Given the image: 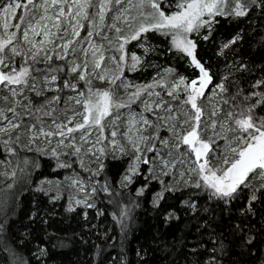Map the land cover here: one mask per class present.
<instances>
[{
    "label": "snow or ice",
    "instance_id": "1",
    "mask_svg": "<svg viewBox=\"0 0 264 264\" xmlns=\"http://www.w3.org/2000/svg\"><path fill=\"white\" fill-rule=\"evenodd\" d=\"M164 3L165 0H0V91L8 93L0 96V102L10 103L6 108L0 106V154L17 156L21 134H26L27 151L53 158L61 169H72L78 163L89 174V181L95 177L104 179L101 174L110 153L112 159L117 154L126 156L120 186L129 187L140 178L143 183L136 194L143 196L155 180L163 185L154 193L156 207L166 192L175 190L160 176L173 178L178 165L184 167L180 178L183 180L186 173L189 176L185 184H190L195 175L197 179L190 186L207 189L209 199L226 204L251 187L254 178L264 180V78L251 86L259 91L247 95L237 92L232 97L236 110L219 119V107L206 111L201 105L208 99L206 90L213 77L198 58V41L193 38L204 29L200 39L209 40L220 18L239 20L257 11L264 15V0H174L163 7ZM148 32L170 38L169 51L186 58L196 70L192 78L169 67L163 72L157 70L149 83L134 85L126 80V70L138 71L142 65V57L130 54L127 46L136 41L143 47ZM242 39V34L237 33L225 40L219 54ZM109 60L114 64L112 71L106 67ZM69 73L75 75L76 82L68 78ZM94 80L107 82L109 87H95ZM129 87L135 91L126 99L118 95L119 88ZM65 89L71 93L67 103L74 107L58 112L57 107L64 103L61 95L46 93ZM213 90L228 91L223 82L215 84ZM240 95L243 103H235ZM37 97L41 100L37 101ZM137 101L143 105L140 111L132 108ZM161 126L166 127L167 138L159 134ZM220 141H226L227 146L218 153ZM161 146L168 151H159ZM213 153L224 166L213 164ZM6 160L7 156L0 164ZM29 163L37 166L34 160H24L25 166ZM0 175L14 179L17 173L13 169L10 174ZM67 178L85 190L79 173ZM98 191L112 194L105 181L76 203L94 207L88 199ZM256 200L253 192L249 211ZM186 205L196 208L194 202ZM127 215L122 211L118 217L122 229ZM174 218L178 219L169 212L165 221ZM234 230L244 236L245 244L251 245L253 237L246 235V230L250 231L247 225L236 224Z\"/></svg>",
    "mask_w": 264,
    "mask_h": 264
},
{
    "label": "trees",
    "instance_id": "2",
    "mask_svg": "<svg viewBox=\"0 0 264 264\" xmlns=\"http://www.w3.org/2000/svg\"><path fill=\"white\" fill-rule=\"evenodd\" d=\"M204 33L201 29L196 36L198 58L210 69L213 81H223L229 106L237 92L259 91L251 86L264 78V15L257 11L239 20L220 18L209 40L200 39ZM237 33L243 39L219 54L220 45ZM148 37L157 44L156 58L174 63L178 71L192 77L196 70L184 66L185 61L169 51V37ZM243 95L236 96L235 103L242 104ZM10 157L7 161L13 170ZM33 157L37 166H31L30 177L22 186L8 187L11 179L0 183V264H264L263 181H252L251 187L226 204L209 199V190L190 186L196 178L181 189L166 192L156 207L153 197L160 184L154 180L138 196L142 179L126 188L119 184L127 159H109L101 180L107 181L112 194L98 191L93 194L94 207L69 211L64 199L52 200L33 188L38 178L61 173L52 170L49 160ZM253 192L257 200L249 211ZM186 202H194L196 208H188ZM122 211L128 213L123 229L118 222ZM169 212L178 219L166 222ZM236 224L248 226L251 245L235 232Z\"/></svg>",
    "mask_w": 264,
    "mask_h": 264
},
{
    "label": "rangeland",
    "instance_id": "3",
    "mask_svg": "<svg viewBox=\"0 0 264 264\" xmlns=\"http://www.w3.org/2000/svg\"><path fill=\"white\" fill-rule=\"evenodd\" d=\"M169 3H174V0H165V3L162 6L167 7V5ZM133 14H135V12ZM10 22H14V21H10ZM81 34L83 35V32ZM148 34L160 36L162 38H168L166 36L161 35L158 32H148L146 34V38H144V40H143V44H144L143 47H140L136 41H133L131 44H129L127 46L129 53L130 54L135 53L137 56L142 57V65L140 66V70H138V71H127L126 70L125 71L126 80L128 82H131V84H134V85L135 84H141L142 85L145 83H149L152 81V78L156 74L157 70H159L160 72H163V70L165 68H169V67L174 68L175 72L180 74V75L188 77L189 79L192 78L190 75H188L184 71H178L175 68L174 63H172V64L165 63V62H162L161 60H159V58H156L155 55L158 54L156 52L157 44H156V42L152 41L148 37ZM108 35H112V33L109 32ZM196 36H197V34H193L194 39H196ZM37 39H39V38H37ZM169 43H170V38H169ZM17 44H18V46H21L19 41L17 42ZM23 47L26 48L27 46L23 45ZM145 49H147V51H145ZM172 52H174V50H172ZM175 55L177 57H179L180 60L185 61L184 66H188L190 69L193 68L192 66H190V64L188 63V60L186 58H180V56L178 54H175ZM58 63H63V62L60 61ZM149 65H152V66H149ZM153 66H155V67H153ZM106 67L108 68L109 71H112L114 69V64L109 60L106 62ZM223 70L226 71V68H224ZM145 71H148V73L145 74ZM138 72L140 73V76L145 74L143 76V78H140L139 76H135L134 78L132 77V74H135ZM68 78L71 79L73 82H76L75 75L69 73ZM221 82H223L221 79L218 80L217 82L212 81V84H210V87L206 91V96L208 97V99L202 100L201 105L205 108L206 111H210L213 108V106L219 107L221 109V112L219 114V119L223 120L229 111H234L233 110L234 107L233 106L230 107L229 103H224V100H228L226 98V96L224 95V93H218V90H213L214 85L217 83H221ZM93 84L95 87H98V88L109 87L107 82H102L100 80H94ZM156 90L159 91L160 89H156ZM133 91H135V88H133V87H129L126 90L124 88H119L117 90L118 95L122 98H125V99L127 98V94L131 93ZM57 94L61 95V97L64 101L63 104H61L60 106L57 107L58 112L62 111L64 108L74 107V105H69L67 103V97H68V95L71 94L68 89H65L61 93H56V92H47L46 93V95H48V96H54ZM3 95H8V93L6 91H0V96H3ZM35 99L37 101L41 100V98H38V97ZM152 99H155V97H152ZM174 103L178 104L179 102H174ZM0 106H3L6 108V107L10 106V103L4 104L3 102H0ZM132 108L136 111H140L143 109V105H140L139 101H137L136 104L132 105ZM18 110H21V109H18ZM123 111L127 112L128 109H124ZM152 131H153L152 129L148 130V132H152ZM158 131H159V134L163 137L167 138L169 136V133L167 132L165 126H161V128L158 129ZM205 139H207V135L205 136ZM26 145H27V135L21 134L20 148L18 149V152H22L23 154L18 153L17 156H11L10 157L13 168L16 170V173H17L16 177L14 179H11V185L13 188L22 186L25 182L28 181V179L30 177L29 175H30L32 164L29 163L27 166H25L24 160L27 159V160L36 161V158H34L33 156H38L35 153V150H33L32 152L27 151ZM226 146H227L226 141H220L219 142V148L217 149V152L219 153V152L224 151ZM41 147H46V145L41 144ZM158 150L162 151V152L168 151V149L163 148L162 146L160 148H158ZM28 153H30L31 155H25ZM5 156H8V155L6 153L0 154V160H5ZM38 157L45 158V159L49 160V162L52 164V170H59V171H61V173L59 175H55V176H44V177L38 178L36 180L33 188L36 190H39L41 192H44L52 200L64 199L67 203L68 208H72V209H76L77 207L87 208L84 205L77 204L76 201L84 199L87 194L91 193L92 187H96L99 189L104 184V182L99 177H95L91 181H89V174L86 172H83L79 168L78 163L73 164L72 169H61V168L56 167V162L53 158H51L49 156H42V155L38 156ZM117 158H126L127 159L126 156H120L119 154H117ZM62 159H64V158L62 157ZM68 159L71 160V158H68ZM109 159H112L111 153L109 154V158L105 160V163ZM211 159H212V162L214 165L224 166V165H221L220 161L217 159V153H213L211 155ZM88 162H89L88 158H85V166L88 165ZM93 167H95V166H93ZM141 168L145 169L146 166L141 165ZM177 168H178V170L176 171L175 176L171 179L168 176H160L161 180L169 181L170 186L175 190L181 189V188L185 187L186 185H188V184L184 183V180H189V176L187 175V173L185 174V177L183 180L180 178L179 172L183 171L184 167L178 165ZM21 169H24V171H21ZM11 171H12V168L10 167L7 160L5 163L0 164V173L8 172L10 174ZM77 173H79V178L84 181V184H85V190L84 191H81L80 187L78 185L74 186L72 184L71 179L67 178V177H76ZM196 178L197 177L195 175H192L190 178V183ZM8 179H10L8 176L0 175V183H3ZM97 179H99L98 184L96 183ZM252 181H256V182L263 181L264 182V180L255 179V178ZM162 188H163V185L160 184L159 191ZM154 199H155V197H153V201H154ZM88 203L94 205L93 194L88 199Z\"/></svg>",
    "mask_w": 264,
    "mask_h": 264
},
{
    "label": "water",
    "instance_id": "4",
    "mask_svg": "<svg viewBox=\"0 0 264 264\" xmlns=\"http://www.w3.org/2000/svg\"><path fill=\"white\" fill-rule=\"evenodd\" d=\"M209 86H210V84L208 85V88H209ZM207 90H208V89H207ZM207 90H206V91H207Z\"/></svg>",
    "mask_w": 264,
    "mask_h": 264
},
{
    "label": "flooded vegetation",
    "instance_id": "5",
    "mask_svg": "<svg viewBox=\"0 0 264 264\" xmlns=\"http://www.w3.org/2000/svg\"><path fill=\"white\" fill-rule=\"evenodd\" d=\"M210 87V86H209Z\"/></svg>",
    "mask_w": 264,
    "mask_h": 264
}]
</instances>
